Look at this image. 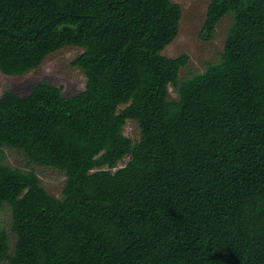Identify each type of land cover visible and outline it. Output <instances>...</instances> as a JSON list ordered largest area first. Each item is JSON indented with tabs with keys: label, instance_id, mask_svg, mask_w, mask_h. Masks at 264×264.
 <instances>
[{
	"label": "trees",
	"instance_id": "trees-1",
	"mask_svg": "<svg viewBox=\"0 0 264 264\" xmlns=\"http://www.w3.org/2000/svg\"><path fill=\"white\" fill-rule=\"evenodd\" d=\"M226 16L219 62L180 81L172 0H0V73L74 47L86 78L0 96V264H264V0H210L200 38ZM4 149L63 173L61 197Z\"/></svg>",
	"mask_w": 264,
	"mask_h": 264
},
{
	"label": "rangeland",
	"instance_id": "rangeland-1",
	"mask_svg": "<svg viewBox=\"0 0 264 264\" xmlns=\"http://www.w3.org/2000/svg\"><path fill=\"white\" fill-rule=\"evenodd\" d=\"M172 2L180 6L182 18L178 36L165 48L162 55L168 58L188 56V65L179 72V80L184 81L202 73L207 65L219 62L227 32L232 24V17L226 16L218 23L213 40L203 41L200 38V32L210 0H172ZM81 52L74 47L63 48L47 57L38 69L23 76L8 77L0 73V96L7 91L20 96L28 95L35 85L42 82L61 88L66 98L79 94L85 89L86 78L83 72L73 65V62ZM169 97L171 100L177 99L175 88L172 86H169ZM123 131L124 135L132 141H139L140 133L135 122L128 121ZM3 155L6 166L34 172L48 194L55 198L61 197L65 183L63 173L52 168L29 164L24 155L13 149H4ZM126 161L121 162L119 167ZM10 225V210L5 207L0 212V229L8 235L9 245L12 248L14 236L10 231Z\"/></svg>",
	"mask_w": 264,
	"mask_h": 264
}]
</instances>
